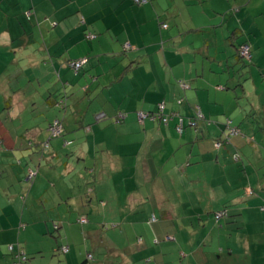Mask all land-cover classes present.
Segmentation results:
<instances>
[{"label": "crops", "instance_id": "0c3cea01", "mask_svg": "<svg viewBox=\"0 0 264 264\" xmlns=\"http://www.w3.org/2000/svg\"><path fill=\"white\" fill-rule=\"evenodd\" d=\"M256 23L264 28V0H147L142 5L135 0H0V264H16L21 254L26 260L20 264L28 263L42 252L32 231L40 238L56 232L58 237L68 236L54 248L67 256L65 264H74L71 237L82 236L87 243L99 233L88 217L149 219L152 225L157 214L171 219L186 204L213 213L215 207L201 204L196 196L201 188L210 203L215 192L217 209L229 200L224 190L227 177L222 178L228 169L219 168L218 153L212 157L215 141L227 137V128L206 124L212 119L223 126L225 118H233L234 124L237 112L225 108L222 100L238 87L244 96L251 94L225 67L234 65L230 46L237 50L247 42L251 48L255 40L249 34L256 37ZM86 58L83 71L76 73L70 62ZM258 103L264 107L261 98ZM159 104L172 117L168 124L139 119L138 113H154ZM101 113L105 118L98 121ZM198 114L204 119L197 121L195 132L210 137L204 142L208 150L202 144L196 149L200 140L190 127L182 135L176 129L179 117L188 122ZM24 120L26 133L20 124ZM56 120L66 142L51 134ZM111 141L116 148L108 147ZM63 147L72 148L70 153L84 161L87 172L79 175L90 176L87 183L79 181L85 191L78 197L57 170L55 158ZM20 157L23 162H18L22 166L16 175ZM67 166L71 172L72 166ZM248 170L244 167L246 174ZM54 172L58 177L51 181L49 174ZM10 176L16 180L3 184L1 179ZM112 195L129 207L108 211ZM231 198L234 205L249 206L234 208L235 220L252 217L260 221L263 232L247 230L246 247H230L229 255L246 252L248 264H264V197L245 188L237 199ZM200 213L194 210L189 219H202ZM83 218L87 222L82 223ZM197 229L193 222L189 231ZM154 232L166 230L162 226ZM209 232L215 242V230H202L205 236ZM165 240L166 247H143V238L139 239L141 249L134 247L131 256H119V264H208L206 252L194 242L186 245L170 236ZM155 241L159 245L161 240ZM94 258L89 253L82 264Z\"/></svg>", "mask_w": 264, "mask_h": 264}, {"label": "rangeland", "instance_id": "374dc122", "mask_svg": "<svg viewBox=\"0 0 264 264\" xmlns=\"http://www.w3.org/2000/svg\"><path fill=\"white\" fill-rule=\"evenodd\" d=\"M258 25L260 24L256 23V37L252 33L249 34V36L252 35L255 40L251 45V48L253 46L251 52V56L252 53L254 56L253 60H244L238 58L236 48L230 46V59L232 60L234 65L230 64V68L225 67V71H230L232 74L234 73V75H236L237 79L239 80L238 84L246 85L251 89V94H247L244 96L240 87H238L237 92L234 93L233 86H235V84L231 85V90L233 91H231L230 98H224L222 102L227 103V107L225 108H229V110L232 112H237L235 123L228 124L234 119L225 118V121L222 123L223 126L214 123L212 119H207L206 124V126L208 127L213 125L219 130H222V128L226 126L227 136L230 134L231 128L236 127L239 130L237 135H231L229 143H225V145L220 149L213 150L214 153L212 156L216 158V154L218 153V155L221 157L222 163L219 168L223 169L226 167L228 169L227 173L222 174V178L224 176L227 177L225 186H227L228 188L224 190L230 196L229 200L225 201L223 205L219 209H217L218 203H215L214 200V197L216 195L215 192L212 191L210 195L213 200V202L210 203L209 201H206L204 188H201L196 196L201 199V204L212 205L213 207H215L213 213H209V215H207L204 211L205 209L201 205H198V207H192L190 204H186L185 206L181 207L178 210V213L172 216L171 219L165 218L161 214H157L159 217L155 222H153L152 225L148 221L149 219H139L132 221L122 219L120 221L118 216L114 217L117 219L88 217L90 226L97 230V232L99 233L94 237L93 240H87V243L83 242L84 238L82 236H80L79 238L77 237L76 239L73 236L71 237L73 239V242L70 243V246L73 250L72 254L74 256V264H82L84 260L88 259L89 253L95 256V258L93 260L89 259L90 261L88 260L87 264H92L99 261H110V263L112 264H119L122 261L119 256H131L130 254H132L134 247L137 250L141 249L142 246H137L139 239L143 238V247H166L168 241L165 239L167 236H170L174 240L178 239V243H180L181 241L183 244L186 243V245L189 244L188 241L194 242L198 247H201V249H204V251L206 252L204 256L207 259L208 264H222L225 260H228L227 264H248V261L246 260L248 259V254L246 252H241L239 254L230 256V247H246L245 245L247 244L249 237L248 231L250 232L252 230L254 233L259 234L263 232V226L260 224L259 220H255L254 218L248 216H245L242 221L237 222L235 220V216L232 215V211L234 210V208L238 206L249 208V206L248 203L245 202L244 204L242 203L239 205H234L231 202L233 200V198L231 197H235V199H237L238 194L241 196V194L245 193V188H252L256 194L260 193V197H264V116L262 115V112H264V107L260 106V104L258 103L259 98H261V100L264 102V28H259ZM166 43L167 42L165 41V44ZM245 43L248 44L247 42ZM224 51L225 49L223 50V52ZM87 60L88 59L86 58V62H88ZM254 101L256 102V104ZM21 122L22 123H19L25 125L22 131L26 133L27 131H29V127L26 126L27 124L25 123V120ZM197 126H188L195 133V136L198 137V140H200L199 143H196V149H199L200 144H202L201 147H203L205 150H208V147L204 144V142H209L210 137L207 136L205 132L201 134L198 132L196 134L195 129H199V127ZM222 136L225 135L222 134ZM66 138L67 135H64L59 136L57 139L65 141ZM213 138L216 139L217 137ZM223 139L224 138L222 137L221 140ZM216 142L217 140L215 141V143ZM74 143H76V141H73V144ZM108 147L116 148L115 144L112 143V141L111 143L109 142ZM63 148L64 149L62 150L61 155L55 158V161H57L58 163L57 170L58 173L64 174L66 176V180L69 182V185L72 189L70 190V192L78 197L85 191V187H83V189H80L78 187L79 181L82 180L83 182L87 183L90 180V176H87L85 173H81V175H83L82 177L79 175V172L81 171L87 172V170L84 169V161L79 160L77 154L70 153L72 148ZM235 154H238L240 157L237 162L234 161ZM28 160H30L29 157ZM88 161L91 164L94 163H92L89 159ZM18 162H23V157H20L16 161V175H18L19 169L22 166L21 163ZM68 164L72 166L71 172L70 170L66 171ZM244 167H248L250 169L247 171V174L244 172ZM45 171L46 167L44 166V170L42 172ZM35 172L37 173V171ZM252 173H255L256 183L253 182ZM47 174H45L44 176L47 177ZM57 177L58 176L55 172L49 174V178L51 181H53ZM8 179L14 181L16 180L12 176H10L9 178L5 177L1 179V181H4L2 182L3 184H7ZM35 179L36 177L33 179V181ZM42 179L43 178L41 177L40 180ZM249 197L250 196H248V198ZM112 199L114 200V202H112ZM116 199V195H112L111 197H109V201H111L112 203L109 204L108 211H114V209L129 207L130 204L128 205L126 202L119 203L116 201ZM95 205L97 207H100V205L98 204ZM132 206L134 205H131V207ZM145 206L150 207L151 204L146 203ZM175 206L177 207L176 204ZM191 208H195L194 210L198 211L200 209L201 213L199 216L202 219L199 220V218L196 217V219L194 218V220H190V213L194 212V210H190ZM258 208L260 209V207ZM225 209H228L231 215L228 214V216L224 219L216 221V213L223 212ZM193 222L197 223L198 229L191 233L189 230L193 226ZM42 223L45 224V221L43 220ZM50 223L51 224L49 225L53 227V221ZM159 223H163V225H158ZM162 226L163 230H166V233L161 234V232H159L158 235H156L154 230L156 231L159 227ZM88 227L89 225L87 224L84 228L87 229ZM206 229H208V231L209 229L215 230V242H212L210 232L207 236L203 235L204 231L202 233V230ZM182 231H184L183 234ZM146 232L150 235L149 240ZM32 233L38 240L37 246L42 247V252L33 257H30L28 263L23 264H65L67 256L62 253H58L57 248L54 247H57V244H61L62 237L65 238L68 236L58 237V233L56 232V235L54 237L48 235L47 237L40 238V236L35 232L32 231ZM174 234H178V237ZM156 237L161 240L159 245L155 244ZM56 238L57 242L55 241ZM182 239L186 241H183ZM84 241H86V239ZM250 241L254 242L253 236ZM171 242L175 244V241ZM105 247H109L114 251H107ZM221 247H229V249L227 248L224 251V254H222L220 252ZM214 248L216 249V251L212 250ZM109 252H111V255L109 254ZM179 253L180 252H177L176 256L178 260H180ZM79 256L81 257V259L79 258ZM129 260H131V257H129Z\"/></svg>", "mask_w": 264, "mask_h": 264}, {"label": "built area", "instance_id": "2783aa9c", "mask_svg": "<svg viewBox=\"0 0 264 264\" xmlns=\"http://www.w3.org/2000/svg\"><path fill=\"white\" fill-rule=\"evenodd\" d=\"M135 3L138 4V5H142V4H145L147 3V0H135ZM164 28H167V25H163ZM240 56L242 58H250V46L248 44H244L241 46L240 48ZM84 64H86V59H83V60H77V61H72L70 62V66L76 71H80L82 69V67L84 66ZM160 108L161 110H164L165 108V105L164 104H161L160 105ZM201 116V114H199ZM138 117L141 121H144L145 119L147 118H150L151 115L149 114H146L144 112H140L138 113ZM105 118V115L103 113L99 114L97 116V120L100 121L102 119ZM153 119H156L154 116L152 117ZM167 120L164 119L163 122H166ZM184 119H180V122H179V125L177 127V130L180 134H182L184 132ZM62 130H63V126L61 124L60 121L56 120L55 122H53L51 125H50V131H51V134L56 137V136H60L61 133H62ZM237 135L238 134V130L236 128H231L230 129V134L227 136V138L223 141H218L216 142V149H220L225 143H228L229 140H230V137L231 135ZM234 159L236 161L239 160V155H235L234 156ZM227 216V213L225 211L223 212H218L216 214V220L219 221L220 219L224 218ZM82 223H85L87 222V219L83 218L80 220ZM10 251L12 252L14 250V246H10L9 247ZM62 251L63 252H67L68 249L67 248H62ZM19 257V262H17L16 264H20L22 263L23 261L26 260V257L21 254V256H18Z\"/></svg>", "mask_w": 264, "mask_h": 264}, {"label": "trees", "instance_id": "16d2710c", "mask_svg": "<svg viewBox=\"0 0 264 264\" xmlns=\"http://www.w3.org/2000/svg\"><path fill=\"white\" fill-rule=\"evenodd\" d=\"M244 44H246V43H243V44H241V45H239V47H238V55H239V57H240V59H248V60H250L251 59V48H250V58H242L241 56H240V48H241V46L242 45H244ZM160 105L161 104H159L158 105V110L156 111V112H154V113H151V112H149V113H147V112H144V113H146V114H149V115H151V117L150 118H147V119H149V120H151V121H155V122H159V123H162V124H168L169 123V121L172 119V117H171V115H169V114H166V112H165V109L166 108H164V110H161V108H160ZM155 117L156 119H153L152 117ZM184 119V131H185V129L188 127V126H194V127H196L197 126V121L199 120H202V119H204L202 116H200L199 114H198V117L196 116V118H194V120H192V121H186L185 120V118H183V117H179V119H178V124H177V126H176V129H177V127H178V125H179V122H180V119ZM147 119H145V120H147ZM164 119H166L167 121L166 122H163V120ZM144 120V121H145ZM228 124H231L230 122L228 123ZM178 131V130H177ZM179 133V132H178ZM180 134V133H179ZM183 134V133H182ZM182 134H180V135H182ZM223 140H225V139H223ZM223 140H221V141H223ZM225 145V144H224ZM223 145V146H224ZM226 213H227V215H228V209L226 210H224Z\"/></svg>", "mask_w": 264, "mask_h": 264}, {"label": "clouds", "instance_id": "9594fccd", "mask_svg": "<svg viewBox=\"0 0 264 264\" xmlns=\"http://www.w3.org/2000/svg\"><path fill=\"white\" fill-rule=\"evenodd\" d=\"M75 72H76V71H75ZM78 72H79V71H78ZM78 72H76V73H78ZM100 121H101V120H100ZM237 130H238V129H237ZM238 132H239V130H238ZM225 139H226V138H225ZM229 141H230V140H229ZM228 143H229V142H228ZM235 155H238V154H235ZM235 155H234V156H235ZM239 159H240V157H239ZM235 161H236V160H235ZM216 214H217V213H216ZM215 216H216V215H215ZM215 219H216V217H215ZM220 220H221V219H220ZM220 220H219V221H220ZM216 221H217V220H216Z\"/></svg>", "mask_w": 264, "mask_h": 264}]
</instances>
